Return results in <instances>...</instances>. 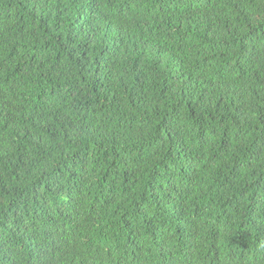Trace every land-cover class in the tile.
<instances>
[{"label": "trees", "instance_id": "obj_1", "mask_svg": "<svg viewBox=\"0 0 264 264\" xmlns=\"http://www.w3.org/2000/svg\"><path fill=\"white\" fill-rule=\"evenodd\" d=\"M0 264H264V0H0Z\"/></svg>", "mask_w": 264, "mask_h": 264}]
</instances>
